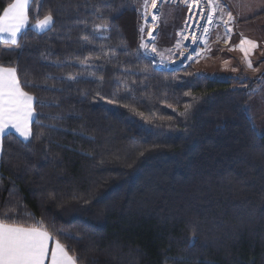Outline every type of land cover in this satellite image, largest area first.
Wrapping results in <instances>:
<instances>
[{
    "label": "trees",
    "instance_id": "trees-1",
    "mask_svg": "<svg viewBox=\"0 0 264 264\" xmlns=\"http://www.w3.org/2000/svg\"><path fill=\"white\" fill-rule=\"evenodd\" d=\"M137 1L35 0L19 44L0 41L36 115L3 139L0 216L42 221L78 264H264L254 92L155 67Z\"/></svg>",
    "mask_w": 264,
    "mask_h": 264
},
{
    "label": "rangeland",
    "instance_id": "rangeland-1",
    "mask_svg": "<svg viewBox=\"0 0 264 264\" xmlns=\"http://www.w3.org/2000/svg\"><path fill=\"white\" fill-rule=\"evenodd\" d=\"M156 4L155 9L149 6L148 22L144 24L141 17L143 0L135 2L141 18L140 26L145 27L143 40L149 44L147 51L141 48L142 54L159 69L176 71L192 67L198 75H206L219 81L232 80L230 83L233 87L251 88L254 92L248 103L251 109V120L256 131L260 135L264 134V16L239 21L233 15L235 22L231 25L232 31L226 34L217 13L211 25L207 43L204 44L200 55L189 60L187 44L190 37L187 35L194 30L197 18L199 16L201 18V14L204 16L208 14V4L202 0H199V3L196 0H188V3L184 0H176L175 3L172 0H156ZM224 8L225 11H229L225 6ZM153 14L158 15L156 21L152 20ZM182 34L188 39H184ZM153 36L155 47L158 52L163 53L162 56L151 53L153 43L151 37ZM244 38L258 45L248 57L252 63L251 68L247 66L245 56L238 47L241 39Z\"/></svg>",
    "mask_w": 264,
    "mask_h": 264
},
{
    "label": "snow or ice",
    "instance_id": "snow-or-ice-1",
    "mask_svg": "<svg viewBox=\"0 0 264 264\" xmlns=\"http://www.w3.org/2000/svg\"><path fill=\"white\" fill-rule=\"evenodd\" d=\"M173 3L176 0H172ZM188 3V0H184ZM199 3V0H196ZM35 3V0H14L3 9L0 15V40L13 45L19 44L18 37L21 32L29 27V9ZM157 7L156 0H143L141 17L144 24L148 20V8ZM209 12L206 16L201 14V18L206 21L208 26L199 25L202 28V36H192V43H207L209 26L217 17L225 27V33H231V25L235 22L230 11H225L220 0H208ZM158 19L157 14L152 15V20ZM53 23V16L49 13L43 19L37 18L36 23L32 25L39 31L48 29ZM96 29L108 30L107 25H97ZM141 33L140 47L146 51L149 44L143 40L145 31L144 25L139 27ZM151 35V34H149ZM183 36V34H182ZM188 39L187 36H183ZM153 41L151 53L162 56V52H158L155 47V37H151ZM239 49L243 52L247 66L252 67L249 55L258 47L256 42L247 38L241 39ZM189 59L191 56L188 57ZM34 96L25 91V86L21 84L16 67H7L0 65V141L6 134L8 129H14L24 139L31 137V122L34 114L33 102ZM12 217L0 216V264H78V258L70 254V250L62 244L58 239H54L53 235L43 225L42 221L35 224L25 226L19 222H9ZM61 235H65L61 233ZM195 238V237H193ZM53 242V247L49 250V243Z\"/></svg>",
    "mask_w": 264,
    "mask_h": 264
},
{
    "label": "crops",
    "instance_id": "crops-1",
    "mask_svg": "<svg viewBox=\"0 0 264 264\" xmlns=\"http://www.w3.org/2000/svg\"><path fill=\"white\" fill-rule=\"evenodd\" d=\"M220 1L232 13V15H234L239 21L246 20V18L248 19L250 17H252V19H253V18H257L259 16H264V0H220ZM29 27H30V22H29ZM29 27H27L26 29H24L21 32L18 39H20L22 33L24 31H26ZM33 29L39 33H42L44 31L48 30V29H46L44 31H39V30L35 29L34 27H33ZM0 41L4 42L3 40H0ZM9 44H11V43H9ZM34 107H35V100L33 102V108ZM35 117H36V115H35V109H34V114H33L32 122L30 125L31 130H32V125L35 121ZM8 134H13L25 142L30 139V137L28 139H24L18 133H16L14 129H8L6 134L3 136L2 141H0V159H1L2 148H3V139ZM52 247H53V242L50 241L49 250H51Z\"/></svg>",
    "mask_w": 264,
    "mask_h": 264
},
{
    "label": "bare ground",
    "instance_id": "bare-ground-1",
    "mask_svg": "<svg viewBox=\"0 0 264 264\" xmlns=\"http://www.w3.org/2000/svg\"><path fill=\"white\" fill-rule=\"evenodd\" d=\"M205 4H208V0H202ZM153 13V12H152ZM195 27L194 30H192L191 32L188 33V37H190V41L187 44V48H188V55L191 56L190 59H195L196 57H198L200 55V52L204 46V43H192V36L193 34H195V36L197 37H201L202 36V28L198 27L199 25H204V26H208L206 24V21L201 19L200 16L197 18L196 22L194 23ZM211 27L209 26V31H211ZM150 34V33H149ZM152 35V34H151ZM152 41V40H151ZM193 46V48H191ZM187 50V49H186ZM187 57V56H186ZM189 59V58H188ZM187 59V60H188ZM189 59V60H190ZM186 60V61H187ZM177 62V61H176ZM188 63V62H187Z\"/></svg>",
    "mask_w": 264,
    "mask_h": 264
},
{
    "label": "water",
    "instance_id": "water-1",
    "mask_svg": "<svg viewBox=\"0 0 264 264\" xmlns=\"http://www.w3.org/2000/svg\"><path fill=\"white\" fill-rule=\"evenodd\" d=\"M177 63H179V61Z\"/></svg>",
    "mask_w": 264,
    "mask_h": 264
}]
</instances>
